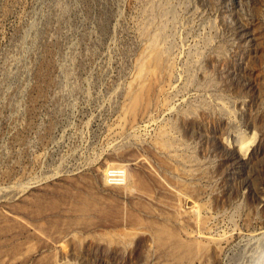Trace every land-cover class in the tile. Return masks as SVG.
<instances>
[{
	"label": "rangeland",
	"instance_id": "1",
	"mask_svg": "<svg viewBox=\"0 0 264 264\" xmlns=\"http://www.w3.org/2000/svg\"><path fill=\"white\" fill-rule=\"evenodd\" d=\"M164 229L264 264V0H0V258L169 264Z\"/></svg>",
	"mask_w": 264,
	"mask_h": 264
},
{
	"label": "bare ground",
	"instance_id": "2",
	"mask_svg": "<svg viewBox=\"0 0 264 264\" xmlns=\"http://www.w3.org/2000/svg\"><path fill=\"white\" fill-rule=\"evenodd\" d=\"M107 168H116V167H123L125 168V165L123 164H107L106 165ZM127 169H126V178H125V181L123 183H120V184H111L110 182L107 181V175L105 177V171L103 172V176H104V185L106 187H109V186H114V187H118V192L119 194L121 195H125V194H128V193H133V191L135 192L136 190V186H140L141 184L139 183V179L136 177V175L133 173L131 174L130 172L127 173ZM101 177V176H100ZM103 178V177H102ZM101 178V179H102ZM106 180V181H105ZM140 184V185H139ZM31 186V185H30ZM95 206V205H94ZM176 211V209L174 210ZM176 218L178 216H175ZM163 230V229H162ZM178 234V233H177ZM176 233H171L170 231L167 232L165 231H161L158 232V238L159 237H164L166 240H167V243L165 246H159L158 247V251H163L165 253V255L167 256L168 260H169V264H194L195 261L197 260H200V258H203L202 255H203V250H205L203 248V246H200V244L196 243V239L194 240L193 237H190L189 235L186 236V239H179V235H177ZM13 236V235H12ZM12 238V237H11ZM14 238V237H13ZM9 240V239H8ZM7 240V241H8ZM12 240V239H11ZM10 242V241H9ZM8 242V243H9ZM158 242H160V240H158ZM198 242V241H197ZM6 243V242H5ZM4 243V244H5ZM7 243V244H8ZM201 243V242H200ZM1 244V243H0ZM30 244V243H29ZM203 244V243H202ZM2 245V244H1ZM17 246V244H16ZM35 246V245H34ZM15 247V246H14ZM203 249H202V248ZM8 248V247H7ZM12 249L13 246L11 247ZM33 248V247H32ZM2 249V248H1ZM4 249V248H3ZM6 249V247H5ZM4 250H1V251H5ZM25 249V248H24ZM31 249V247H30ZM29 249V250H30ZM37 249V248H35ZM7 250V249H6ZM17 251L19 250L20 252L24 251L23 250V247H22V251L20 249V245H19V249L17 248L16 249ZM14 250V252H10L9 250V253L8 256L10 255V257L7 256V258L9 259L10 263L12 259L15 258V255L17 254V251ZM34 250V249H33ZM8 251V250H7ZM12 251V250H11ZM28 250H26L27 252ZM31 251V250H30ZM36 252V251H35ZM19 253V252H18ZM33 253V252H32ZM31 253V254H32ZM6 254V252H5ZM24 254H26L24 252ZM30 254V255H31ZM23 255V254H22ZM30 255L26 258V260H28V258L30 257ZM34 255V254H33ZM3 256V255H2ZM5 256V255H4ZM25 256V255H23ZM20 257V256H19ZM2 258V257H1ZM0 258V264H9V262H7L8 259H5L4 257L1 259ZM18 258V257H16ZM16 258L14 260H16ZM18 259H22V256ZM24 260V259H23ZM25 260V261H26ZM24 262V261H23ZM23 262H21L23 264ZM14 264V263H13Z\"/></svg>",
	"mask_w": 264,
	"mask_h": 264
},
{
	"label": "built area",
	"instance_id": "3",
	"mask_svg": "<svg viewBox=\"0 0 264 264\" xmlns=\"http://www.w3.org/2000/svg\"><path fill=\"white\" fill-rule=\"evenodd\" d=\"M107 181L111 184H120L123 182L124 171L121 168H109L107 170Z\"/></svg>",
	"mask_w": 264,
	"mask_h": 264
}]
</instances>
